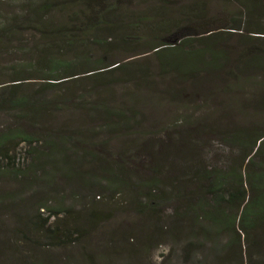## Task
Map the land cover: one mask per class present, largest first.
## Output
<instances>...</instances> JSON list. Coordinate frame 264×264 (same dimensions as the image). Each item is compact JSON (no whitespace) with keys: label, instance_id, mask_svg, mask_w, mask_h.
Wrapping results in <instances>:
<instances>
[{"label":"trees","instance_id":"16d2710c","mask_svg":"<svg viewBox=\"0 0 264 264\" xmlns=\"http://www.w3.org/2000/svg\"><path fill=\"white\" fill-rule=\"evenodd\" d=\"M139 1L155 3L135 9ZM213 1L172 8L164 0H0V60H17L0 67V173L26 177L46 193L37 205L42 227L58 231L62 183L76 189L73 200L96 188L153 214L172 208L165 264L178 261L179 241L181 264H223L228 247L241 249L242 264H264V125L246 121L226 133L237 157L184 165L190 177L177 184L133 179L109 159L114 140L124 138L122 151L139 140L125 139L144 128L147 107L224 94L244 115L264 112V0H216L226 7L217 16ZM232 4L236 12L228 11ZM123 84L127 100H96ZM66 112L81 119L64 120ZM84 114L88 128L76 124ZM21 144L32 159L26 167L16 162ZM91 216L98 222L102 211Z\"/></svg>","mask_w":264,"mask_h":264},{"label":"rangeland","instance_id":"374dc122","mask_svg":"<svg viewBox=\"0 0 264 264\" xmlns=\"http://www.w3.org/2000/svg\"><path fill=\"white\" fill-rule=\"evenodd\" d=\"M164 1L172 8H178L192 0ZM153 3L155 1H139L133 6L144 9ZM225 11L221 2L214 0L211 4V15L217 16ZM228 11L236 12L237 7L232 4ZM25 38L30 40L31 35L27 34ZM16 62L4 57L0 60V67L9 68ZM129 93V87L123 84L103 95L96 93V100L106 97L117 104L127 100ZM227 100L221 94L206 102L191 99L189 105H184L181 99L157 108L147 107L143 110L144 128L136 129L130 138L125 139L131 142L135 137L139 140L130 146V150L124 151V138L114 140L109 159L120 162L133 179L155 175L165 185L177 184L179 177L186 173V177H190L191 169L183 170L184 165L229 163L237 157L238 150L225 142L226 133L245 126L246 121L264 125V112L244 115L234 106L229 107ZM82 117L83 121L76 124L88 128L90 123L86 114ZM63 118L80 120L81 115L66 112ZM139 132L144 133L139 136ZM27 149L21 144L16 151L19 153V167H26L32 160L26 154ZM28 180L26 177L15 178L9 172L0 173V264H165V256L171 250V242L164 235L174 217L171 207L165 208L160 215L153 214L147 208L137 206V201L129 204L125 201L126 196L107 200L103 195H96V188L94 192L81 190L78 199L73 200L69 195L75 194L76 189L62 183L61 190H58L66 196V210L59 216L57 233H51L41 226L38 215H43L37 210V205L45 202L46 193ZM185 187L190 189L192 185L185 183ZM96 208L102 211L98 222L91 216V210ZM160 226L162 228L157 232ZM54 237L58 239H51ZM222 240L227 242L226 237ZM182 248L183 242L179 241L175 246L178 258L175 264H181ZM240 250L239 247H228L223 264L246 261ZM260 253H264V249Z\"/></svg>","mask_w":264,"mask_h":264},{"label":"built area","instance_id":"2783aa9c","mask_svg":"<svg viewBox=\"0 0 264 264\" xmlns=\"http://www.w3.org/2000/svg\"><path fill=\"white\" fill-rule=\"evenodd\" d=\"M19 161H20V159H19V158H17V159H16V162H17V164H19Z\"/></svg>","mask_w":264,"mask_h":264}]
</instances>
